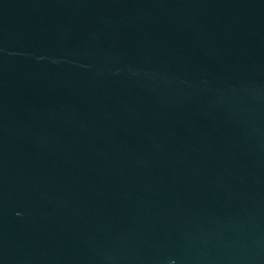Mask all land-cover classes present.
Here are the masks:
<instances>
[{
	"label": "water",
	"instance_id": "95a60500",
	"mask_svg": "<svg viewBox=\"0 0 264 264\" xmlns=\"http://www.w3.org/2000/svg\"><path fill=\"white\" fill-rule=\"evenodd\" d=\"M0 264H264V0H0Z\"/></svg>",
	"mask_w": 264,
	"mask_h": 264
}]
</instances>
